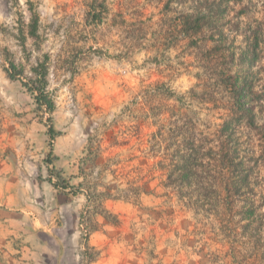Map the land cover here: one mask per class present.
<instances>
[{
	"label": "rangeland",
	"instance_id": "374dc122",
	"mask_svg": "<svg viewBox=\"0 0 264 264\" xmlns=\"http://www.w3.org/2000/svg\"><path fill=\"white\" fill-rule=\"evenodd\" d=\"M30 2L34 38L27 1L0 0V174L12 175L30 214L42 183L51 187L47 238L0 214V264H233L220 213L166 187L164 157L175 125L216 134L233 80L264 124V0ZM184 16L203 31L183 32ZM9 60L23 69L17 79L5 73ZM41 61L52 139L49 115L22 85ZM240 133L257 155L256 133ZM50 150L71 189L48 184ZM259 172L264 181V164Z\"/></svg>",
	"mask_w": 264,
	"mask_h": 264
},
{
	"label": "trees",
	"instance_id": "16d2710c",
	"mask_svg": "<svg viewBox=\"0 0 264 264\" xmlns=\"http://www.w3.org/2000/svg\"><path fill=\"white\" fill-rule=\"evenodd\" d=\"M26 1L31 13L28 34L34 38L38 17L32 12L30 0ZM93 17L100 19L99 12ZM182 31L192 35L202 32L200 19L191 20L190 16H184ZM7 63L9 67L5 68V73L9 79H17L23 74V69L18 70L12 61ZM47 72L46 61L39 62L31 68V77L22 85L32 95L37 108L49 115L47 132L52 139L57 135L51 124L55 105L47 91ZM226 78L233 79L231 76ZM230 88L233 92L231 109L229 115L222 118L216 134L197 136L195 132H189V124L170 128L175 145L164 157L168 162L165 164V186H172L179 198L186 199L196 210L220 213L223 236L230 245L233 264H263L264 181L260 179L259 171L264 164V124L256 125L254 113L242 100L243 88L234 80L230 82ZM243 128L256 133L257 155L248 146L249 141L242 140L240 130ZM54 159L56 156L50 150L45 160L50 167L48 183L55 189H71L68 182L54 174ZM72 193L77 194L76 191Z\"/></svg>",
	"mask_w": 264,
	"mask_h": 264
},
{
	"label": "crops",
	"instance_id": "0c3cea01",
	"mask_svg": "<svg viewBox=\"0 0 264 264\" xmlns=\"http://www.w3.org/2000/svg\"><path fill=\"white\" fill-rule=\"evenodd\" d=\"M11 176L12 175L5 178L0 174V214L3 215V217L10 218L11 223H16L18 219H20L19 228L21 230L25 228L24 232L33 236L44 235L47 238V201H49L47 199V190L51 187L47 188V184L42 183L41 187L45 192V196L40 199L41 207L39 209L35 208V214H30L27 213L28 209L26 210L28 204L25 203V198L21 200L16 196L19 191L18 185L7 182ZM26 217L27 223L25 222ZM1 222L2 221H0V223ZM1 225L3 226L2 223ZM8 227H13V225L10 224Z\"/></svg>",
	"mask_w": 264,
	"mask_h": 264
}]
</instances>
